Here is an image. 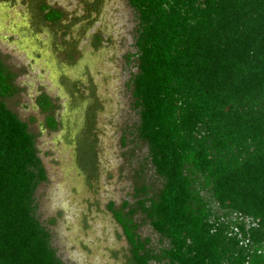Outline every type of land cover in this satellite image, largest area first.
<instances>
[{
	"label": "trees",
	"instance_id": "obj_1",
	"mask_svg": "<svg viewBox=\"0 0 264 264\" xmlns=\"http://www.w3.org/2000/svg\"><path fill=\"white\" fill-rule=\"evenodd\" d=\"M45 1L32 0L31 11L56 24L54 35L66 32L63 14ZM128 2L137 20L133 128L160 186L146 197L149 186L136 185L134 205L109 204L127 264H264V0ZM76 42H54V51L71 56ZM13 78L0 59V264H64L35 215L46 172L27 123L6 105L18 90ZM36 102L56 130L49 95ZM81 102L83 123L70 135L94 157L97 102ZM136 211L166 246L148 247Z\"/></svg>",
	"mask_w": 264,
	"mask_h": 264
},
{
	"label": "rangeland",
	"instance_id": "obj_2",
	"mask_svg": "<svg viewBox=\"0 0 264 264\" xmlns=\"http://www.w3.org/2000/svg\"><path fill=\"white\" fill-rule=\"evenodd\" d=\"M31 1L0 0V59L18 88L6 105L27 123L46 172L35 191V215L64 264H127L128 244L109 204L115 210L124 201L134 205L136 185L149 186L146 197L160 186L133 128L138 120L130 81L137 70L134 10L128 0H46L63 14L66 32L54 35L56 24L41 21ZM72 37L73 55L54 51V42L65 45ZM41 93L54 105L56 130L44 124L46 113L36 102ZM89 98L97 102L94 157L89 146L82 144L79 151L71 138L83 123L80 103ZM83 151L86 156L79 157ZM133 219L140 223L141 238L149 237L148 247L157 251L167 245L144 214L136 211Z\"/></svg>",
	"mask_w": 264,
	"mask_h": 264
}]
</instances>
